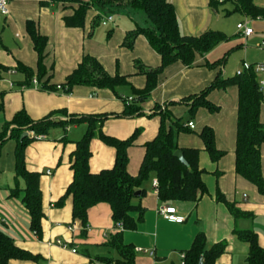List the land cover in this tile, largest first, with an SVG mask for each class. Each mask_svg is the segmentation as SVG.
I'll return each instance as SVG.
<instances>
[{"label":"crops","instance_id":"0c3cea01","mask_svg":"<svg viewBox=\"0 0 264 264\" xmlns=\"http://www.w3.org/2000/svg\"><path fill=\"white\" fill-rule=\"evenodd\" d=\"M169 1L175 7L180 31L185 35H200L209 29L229 32L221 10H226L227 14H239L237 24L250 18L234 11L232 1L229 7L228 4L221 7L227 0ZM255 3L264 6V0H255ZM76 6L53 0H9L10 14L5 16L0 13V65L16 69L14 73L5 74L14 85L11 86L7 80L0 82V132L21 110H25L33 120L52 114L57 122L69 121L73 115L122 113L125 104L121 96H133L134 88L142 89L146 85V75L139 72L136 64L149 68L161 65V55L143 34L134 37L132 47L124 44L130 31L138 26H147L148 21L142 12L121 10L114 14L113 22L104 25L94 22L98 11L91 9L83 27L67 26L64 18L72 15ZM28 21L34 22L37 31L48 39L44 60L47 75L38 79L40 83L37 86L32 79L37 77L38 54L27 28ZM259 23L264 29V20ZM257 35L264 39V31L257 33L254 29V33L248 37L241 35L240 39L230 38L205 55L196 54L191 66L181 61L166 66L159 74L158 85L142 103V115H110L101 126L97 123L90 145L91 171L99 172L113 167L115 163L116 149L100 138V131L119 139H127L137 132L133 145L128 149V171L134 176L139 173L145 144L153 140L159 131L161 118L156 112L157 105L166 106V110H170L185 125L189 121L196 125L195 129L179 131L177 143L179 147L200 150L199 165L204 170L203 179L208 192L195 202L162 201L153 185L157 177L152 172L140 189L146 190L145 195H138L136 200L146 209L144 219L137 229L123 232L125 243L148 251H136V264H178L180 253L191 247L200 232L205 233L209 245L226 242V249L216 264H248L250 245L238 237L236 229L256 231L259 243L264 247V196L250 181L237 174L235 168L237 85L209 92L208 99L219 106L216 112H210L205 107L191 112L189 102H186L190 96L209 86L219 74L233 77L245 62L264 63L262 45L258 47L259 50L252 48L251 51L245 46L246 40L252 42L261 39ZM240 47H245L244 58L241 62L237 60L233 69L229 70L227 66L231 56L228 55ZM85 55L95 56L110 74L126 76L127 83L116 91L85 85L75 86L70 93H65L62 88H42L46 81L55 86L64 83ZM222 59L224 61L216 66L208 65ZM18 64L31 68L33 77L19 70ZM261 76L256 73L257 82ZM261 121L264 122V93ZM205 126L214 129L216 146L224 151L216 162L211 159L200 136ZM87 128V122L67 124L65 127L56 124L46 135L32 140L26 148L27 169L40 175L44 212L41 234L31 228L30 214L22 201L25 181L15 174L16 140L14 145L7 144L10 142L3 145L0 156V228L14 239L17 246L36 257L11 259L8 264H116L119 253L109 239L118 229L110 204L100 202L89 208V229L84 231L81 222L73 219L72 196L66 198L63 204L58 203L73 180L71 164L75 142L84 136ZM28 135L32 134L28 132ZM5 145L9 149L7 158L3 156ZM262 168L264 174V146ZM218 191L247 216L236 218L224 202L217 200ZM169 206L176 207V214L185 217V220L170 221L159 213L160 208ZM73 224L78 225L75 231L69 229ZM57 239L65 241L67 247L57 244Z\"/></svg>","mask_w":264,"mask_h":264},{"label":"trees","instance_id":"16d2710c","mask_svg":"<svg viewBox=\"0 0 264 264\" xmlns=\"http://www.w3.org/2000/svg\"><path fill=\"white\" fill-rule=\"evenodd\" d=\"M56 2L76 4L74 12L65 16L67 26L83 27L89 10L95 9L98 14L94 17L95 23H101L103 15L116 14L121 10H135L142 12L148 24L145 27L138 26L129 32L124 44L132 47L134 37L143 34L149 44L162 58L161 65L157 68H149L143 64H136L141 74L146 75V85L142 89H133V99L121 96L125 108L119 114H81L73 115L69 121L57 122L52 114L40 119L33 120L21 110L15 114L13 119L5 124L0 132V156L3 145L11 138L16 140L15 174L25 181L22 201L28 209L31 218V228L41 234V222L44 217L42 206V192L40 189V175L30 172L26 167V148L29 143L46 135L56 124L65 127L67 124L87 122L88 128L84 136L75 142L76 148L72 154L71 168L73 180L68 185L64 195L59 199L63 204L66 198L72 196L73 219H77L87 231V214L90 207L107 202L112 209V218L116 224L122 223L123 229L111 234L109 243L119 253L116 264H136V250L130 243H125L123 232L125 230L137 229L139 223L144 219L145 207L136 200V192L141 189L143 183L154 172L159 182L157 191L162 201H197L208 188L203 179L204 170L199 165L200 150L194 147H179L177 135L179 131L188 130L180 118L173 116L166 106L157 105V113L160 115L161 123L157 136L145 144V155L141 163L139 173L131 175L128 171L129 153L128 149L133 145L137 132L127 139H119L108 136L100 131V138L108 145L116 149L115 163L113 167L92 172L89 161L92 155L91 140L95 136L97 123L101 126L111 116L131 117L142 115V103L151 95L158 85L159 74L162 70L176 62L181 61L191 66L195 61L196 54L205 55L212 51L222 42L231 37L219 30L209 29L200 35L182 34L179 27L177 13L172 2L169 0H53ZM235 5L234 11H239L250 18H264V7L255 3V0H231ZM28 31L34 42L38 54L39 80L47 75V67L44 63L48 39L40 34L34 22H27ZM208 63L210 67L219 62ZM17 68L33 77V70L18 64ZM0 69H8L2 67ZM49 78H47L48 80ZM127 83L126 76L110 74L103 64L91 55L83 56L78 66L67 76L66 81L57 86L49 85L48 81L42 84L44 89H55L60 86L65 93L73 91L77 85H85L94 88H108L114 91ZM229 85L238 87V120L236 137V162L237 174L250 181L264 196V174L262 168V148L264 146V122L261 121V110L263 104V93L259 89L256 80V72L244 71L241 75L227 77L219 74L215 80L201 92L189 97L190 110L195 112L200 107H205L210 112L219 110L208 99V94L213 89H223ZM130 97V96H129ZM111 115V116H110ZM24 132H33L21 139ZM206 150L211 159L216 162L224 151L216 146L215 132L211 126H205L201 133ZM182 150L186 164L175 154ZM146 190H141V196ZM217 200L224 202L233 215L238 218L247 214L229 202L225 195L218 191ZM238 237L249 243L250 250L247 256L248 264H264V247L260 245L258 234L254 230L235 231ZM226 242L209 245L204 232H200L194 238L191 247L183 251L186 254L184 264H216L219 256L226 249ZM30 252L20 248L14 239L0 228V264H8L11 259H35ZM178 264H182L179 262Z\"/></svg>","mask_w":264,"mask_h":264},{"label":"built area","instance_id":"2783aa9c","mask_svg":"<svg viewBox=\"0 0 264 264\" xmlns=\"http://www.w3.org/2000/svg\"><path fill=\"white\" fill-rule=\"evenodd\" d=\"M220 1L222 2L223 0H220ZM0 13L2 15H5V16L10 14L9 0H0ZM252 20H253L252 18H246L237 24V30H238V33L240 35H242L244 37H248L254 33V28L252 27V24H251ZM113 21H114V14L103 15V17L101 19V23L104 25H106L110 22H113ZM248 70H253L257 74L258 73L262 74V76L258 78V85H259L260 91L262 93H264V63L257 62V63L251 64V63L245 62L243 64L242 68L237 70V75H241L244 71H248ZM14 72H16L15 68L0 69V82L3 80H7L11 86L14 85V82L12 80L7 79L5 77V74H11ZM32 82L36 86L40 83L38 80V77H36V76L33 77ZM58 88H60V86H58ZM132 99H133L132 96L128 97V101H131ZM186 126L189 127L190 129H195V127H196V125L193 121H189L186 124ZM30 133L32 135H34L33 132H30ZM41 137H43V136H39V138H41ZM158 184H159L158 180L157 179L154 180L153 185L156 189L158 187ZM159 213H161V215H163L166 219H168L170 221L182 222L185 220V217L179 216L176 214L177 213L176 207H174V206L162 207V208H160ZM115 227L118 230L123 229L122 223L116 224ZM77 228H78L77 224H73V225L69 226V229L72 231H75ZM86 229H89V226H86ZM56 243L59 245H62L63 247H67V243L65 241H63L62 239H57ZM135 250L148 252L147 249H144L142 247H137V248H135ZM73 251L75 252L76 249H73ZM185 257H186L185 252H181L180 253V259H181L180 262H182V264H184Z\"/></svg>","mask_w":264,"mask_h":264},{"label":"rangeland","instance_id":"374dc122","mask_svg":"<svg viewBox=\"0 0 264 264\" xmlns=\"http://www.w3.org/2000/svg\"><path fill=\"white\" fill-rule=\"evenodd\" d=\"M225 4H228V7H229V6H231L232 2H231V0H227L224 4L221 5V7ZM262 7H264V6H262ZM119 12H117V13H119ZM220 13L223 14V18L225 19V21L227 23V28L229 29V32H226V33L228 34V36L231 37L230 40L240 39L241 35H239L237 32V21L240 19V15L237 13L227 14L226 10H221ZM253 20H254L253 21V27H254L255 31H257V33H262V31H264V29L262 28L261 23H259V22L261 20H264V19L257 17V18H253ZM233 28H234V30H233ZM257 37H260L261 39H255V40H252V42H248L247 40L246 41L244 40L245 46H247L250 51L252 50V48L259 50L258 47L260 45H262V48H264V39L260 35H257ZM245 52H246L245 47H240V48H237V49L231 51V53L228 55V56H231L230 62L227 66L229 70L233 69L234 65L237 63V60L239 62H241V59L244 58L243 56H244ZM7 142H10V143H7ZM6 143L14 145L15 139H9L6 141ZM8 152H9L8 145H5V148L3 151L4 158H7ZM4 164H6V162H4Z\"/></svg>","mask_w":264,"mask_h":264},{"label":"water","instance_id":"95a60500","mask_svg":"<svg viewBox=\"0 0 264 264\" xmlns=\"http://www.w3.org/2000/svg\"><path fill=\"white\" fill-rule=\"evenodd\" d=\"M28 135V132H24L23 134H22V136H21V139L23 138V137H25V136H27ZM175 154L182 160V162H184L185 164L187 163L186 162V160H185V158H184V155H183V151L182 150H177L176 152H175ZM141 194V190H138L137 192H136V196H138V195H140ZM202 259L200 260V263L199 264H202Z\"/></svg>","mask_w":264,"mask_h":264}]
</instances>
